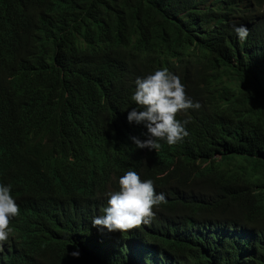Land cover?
Here are the masks:
<instances>
[{
	"label": "trees",
	"instance_id": "trees-1",
	"mask_svg": "<svg viewBox=\"0 0 264 264\" xmlns=\"http://www.w3.org/2000/svg\"><path fill=\"white\" fill-rule=\"evenodd\" d=\"M164 68L201 107L177 114L182 141L136 151L147 128L122 113L137 78ZM127 160L166 202L131 231L94 227ZM0 172L20 209L0 264H264V12L0 0Z\"/></svg>",
	"mask_w": 264,
	"mask_h": 264
},
{
	"label": "clouds",
	"instance_id": "clouds-1",
	"mask_svg": "<svg viewBox=\"0 0 264 264\" xmlns=\"http://www.w3.org/2000/svg\"><path fill=\"white\" fill-rule=\"evenodd\" d=\"M257 8L264 12V3L252 0ZM233 30L238 38L243 41L249 35V30L244 25L234 26ZM136 90L131 92L130 104L135 109L123 111V120L126 125L131 122L144 123L146 131L130 136L135 143L136 151L148 149L158 151L161 148L159 141H166L174 145L188 136L185 124L179 121L177 114L188 109H199V103L187 96L185 84L181 83L177 75L170 73L166 68L156 70L145 78H137ZM129 114V115H128ZM128 115V117H127ZM114 141L110 138L107 147ZM132 160H127L121 165L123 176L119 179V191L109 193L107 207L103 215L95 216L92 224L97 228L107 229L109 232H128L150 223L154 217V208L166 202L163 193H157L152 180H142L131 167ZM20 209L11 195V186L3 182L0 172V244L6 242L10 234V224L13 217H17ZM73 255H78L74 253Z\"/></svg>",
	"mask_w": 264,
	"mask_h": 264
}]
</instances>
